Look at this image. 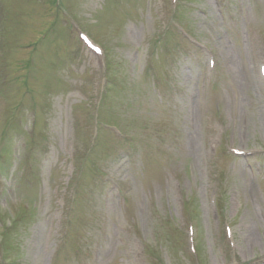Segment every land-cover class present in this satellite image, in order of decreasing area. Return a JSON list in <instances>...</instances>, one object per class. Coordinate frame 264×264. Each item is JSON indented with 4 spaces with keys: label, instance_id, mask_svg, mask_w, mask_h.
Wrapping results in <instances>:
<instances>
[{
    "label": "rangeland",
    "instance_id": "1",
    "mask_svg": "<svg viewBox=\"0 0 264 264\" xmlns=\"http://www.w3.org/2000/svg\"><path fill=\"white\" fill-rule=\"evenodd\" d=\"M175 4L0 0V264H264V0Z\"/></svg>",
    "mask_w": 264,
    "mask_h": 264
}]
</instances>
